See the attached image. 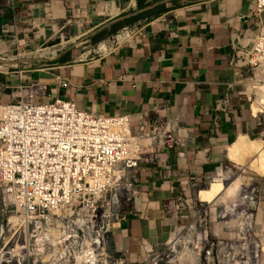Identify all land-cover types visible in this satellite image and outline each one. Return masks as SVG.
Returning a JSON list of instances; mask_svg holds the SVG:
<instances>
[{
  "label": "crops",
  "instance_id": "1",
  "mask_svg": "<svg viewBox=\"0 0 264 264\" xmlns=\"http://www.w3.org/2000/svg\"><path fill=\"white\" fill-rule=\"evenodd\" d=\"M252 1L0 0V59L11 62L0 65V104L71 99L155 135L142 140L138 193L111 231L112 249L127 260L172 239L193 215L187 196L262 124L229 64L233 44L258 31Z\"/></svg>",
  "mask_w": 264,
  "mask_h": 264
},
{
  "label": "built area",
  "instance_id": "2",
  "mask_svg": "<svg viewBox=\"0 0 264 264\" xmlns=\"http://www.w3.org/2000/svg\"><path fill=\"white\" fill-rule=\"evenodd\" d=\"M249 12L259 27L233 44L229 64L238 73L264 61V0H253ZM129 127L127 115L94 114L60 97L0 104V188L14 205L13 225L28 232L21 249L29 239L44 246L52 231L66 249L90 233L104 244L138 193L137 169L147 158L142 140L155 139L142 126L136 134Z\"/></svg>",
  "mask_w": 264,
  "mask_h": 264
},
{
  "label": "rangeland",
  "instance_id": "3",
  "mask_svg": "<svg viewBox=\"0 0 264 264\" xmlns=\"http://www.w3.org/2000/svg\"><path fill=\"white\" fill-rule=\"evenodd\" d=\"M239 79L240 89L262 123L245 137L264 141V108H258L264 97V61L243 70ZM219 167L221 191L210 200L211 185L200 194L208 201L199 200L197 192L207 188L214 176L204 179L187 196L193 215L177 227L168 243L137 261L114 252L111 232L104 233L101 247L90 233L73 238L66 249L63 243L53 242L56 233L52 231L44 246L29 239V245L21 249L28 232L9 222L14 205L0 188V264H264V175L227 156Z\"/></svg>",
  "mask_w": 264,
  "mask_h": 264
},
{
  "label": "bare ground",
  "instance_id": "4",
  "mask_svg": "<svg viewBox=\"0 0 264 264\" xmlns=\"http://www.w3.org/2000/svg\"><path fill=\"white\" fill-rule=\"evenodd\" d=\"M260 106L264 108V97L260 100L259 109ZM226 155L229 160L240 162L252 172L264 175V141L248 140L245 136H240L228 146ZM221 175V172L217 171L215 177H213L211 185L214 188L208 196L209 199H213L221 191ZM9 222L17 224L18 220L16 216H11Z\"/></svg>",
  "mask_w": 264,
  "mask_h": 264
},
{
  "label": "trees",
  "instance_id": "5",
  "mask_svg": "<svg viewBox=\"0 0 264 264\" xmlns=\"http://www.w3.org/2000/svg\"><path fill=\"white\" fill-rule=\"evenodd\" d=\"M140 6H144V3H141ZM141 16L142 15H136V16L128 19L125 23L131 22L133 20H136V19L140 18ZM122 25H123L122 22H118V23L113 24L108 30L102 29V30H100L97 33V35H96V37L94 39H100L101 37H103L104 35H106V33H108V32L109 33L114 32L117 28H119Z\"/></svg>",
  "mask_w": 264,
  "mask_h": 264
},
{
  "label": "water",
  "instance_id": "6",
  "mask_svg": "<svg viewBox=\"0 0 264 264\" xmlns=\"http://www.w3.org/2000/svg\"><path fill=\"white\" fill-rule=\"evenodd\" d=\"M151 6H153V4H152V5H149V6H147V7H144V8L138 9V10H136L132 15L137 14V13H140V12L146 10L147 8H150ZM10 63H11V62H9V61H6V60H4V59H0V65H1V66L8 65V64H10Z\"/></svg>",
  "mask_w": 264,
  "mask_h": 264
}]
</instances>
